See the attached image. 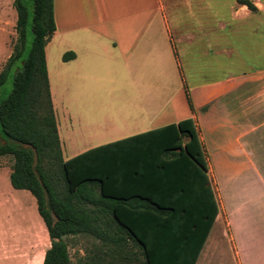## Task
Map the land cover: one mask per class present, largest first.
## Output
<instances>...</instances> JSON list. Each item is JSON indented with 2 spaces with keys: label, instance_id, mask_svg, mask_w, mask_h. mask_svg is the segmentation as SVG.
Masks as SVG:
<instances>
[{
  "label": "crops",
  "instance_id": "1",
  "mask_svg": "<svg viewBox=\"0 0 264 264\" xmlns=\"http://www.w3.org/2000/svg\"><path fill=\"white\" fill-rule=\"evenodd\" d=\"M14 1L0 0V65L17 35ZM54 14L46 61L65 161L193 118L215 193H222L220 171L242 175L250 165L264 209V69L230 70L242 30L264 33L257 22L247 25L264 18V0H54ZM67 53L75 57L64 61ZM104 83L115 100L101 99ZM11 173L0 162V264H43L48 227L37 199L14 188ZM215 223L196 264H220L221 244L231 264H264L259 235H241L242 224L238 233L213 236Z\"/></svg>",
  "mask_w": 264,
  "mask_h": 264
},
{
  "label": "trees",
  "instance_id": "2",
  "mask_svg": "<svg viewBox=\"0 0 264 264\" xmlns=\"http://www.w3.org/2000/svg\"><path fill=\"white\" fill-rule=\"evenodd\" d=\"M14 6L17 40L0 72V93L14 75L0 100V157L13 156V187L37 199L52 243L43 264H73L67 239L77 236L94 239L84 264H196L220 209L195 120L65 161L46 61L54 0Z\"/></svg>",
  "mask_w": 264,
  "mask_h": 264
},
{
  "label": "rangeland",
  "instance_id": "3",
  "mask_svg": "<svg viewBox=\"0 0 264 264\" xmlns=\"http://www.w3.org/2000/svg\"><path fill=\"white\" fill-rule=\"evenodd\" d=\"M258 23V26H263L262 32H264V18L254 19L249 18L247 20L248 29L251 25ZM259 30V29H258ZM242 30L240 39L237 40L236 46L238 48L237 53L233 54L232 66L230 68L232 75L249 73L254 74L259 69H264V33L257 36L250 34L249 32L244 34ZM261 33V32H260ZM32 39V32H29ZM233 40L237 37L232 36ZM17 40V35L11 44L14 49V44ZM233 42V47H235ZM5 63L0 65V72L4 69ZM257 69V70H256ZM229 69H227L228 72ZM14 75L11 76L7 84L4 86L0 93V100L5 99L13 89ZM110 83L103 84V92L98 93L101 96L103 102H108L112 99H116L115 94L110 89ZM258 119V118H257ZM250 138L256 137L255 134H251ZM6 166L13 167V156H6L0 161ZM255 172L249 170L246 174H231L228 175V171H220L218 179L222 193L216 189V196L219 204V215L216 221V225L212 231L213 236L218 235H233L238 233L239 226L242 225L241 235H259L264 246V209H262L261 202H257V196L253 189L254 182L257 181ZM214 177V176H213ZM248 190V191H247ZM247 191V193H246ZM258 204V206H257ZM217 242V239L213 237L211 239ZM70 247L69 252L74 264H84L83 259L86 255V251L92 248L94 239L90 237H69L67 239ZM212 242V241H211ZM225 245L221 244L220 252H223L221 256L220 264L229 263V257L231 256L230 249L225 248ZM259 263L261 262V258ZM81 262V263H80Z\"/></svg>",
  "mask_w": 264,
  "mask_h": 264
}]
</instances>
